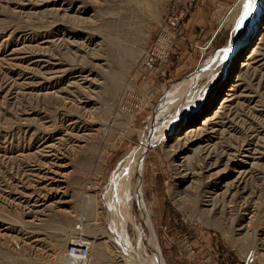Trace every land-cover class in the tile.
<instances>
[{"label":"rangeland","instance_id":"374dc122","mask_svg":"<svg viewBox=\"0 0 264 264\" xmlns=\"http://www.w3.org/2000/svg\"><path fill=\"white\" fill-rule=\"evenodd\" d=\"M239 2L0 0V264H60L81 215L88 264H136L102 231L145 131L170 133L119 181L125 247L152 264H264V16L250 56L205 97Z\"/></svg>","mask_w":264,"mask_h":264},{"label":"bare ground","instance_id":"6f19581e","mask_svg":"<svg viewBox=\"0 0 264 264\" xmlns=\"http://www.w3.org/2000/svg\"><path fill=\"white\" fill-rule=\"evenodd\" d=\"M242 1H243V3L242 2L241 3L239 2L242 5L240 7L241 9L239 11V19L237 20V22L233 26L234 27L233 34H232L233 36L231 38V39H233V43L232 44L231 43L229 44V53L227 52L228 54L226 55V57H224V58L221 59L222 62L220 61L221 63L219 64L218 67H216V68L213 67L214 70L212 72L213 73V75H212V81L208 85V86H210V89L206 85L207 88L209 89V91H208V94L205 91V93L207 94V96H205V97L208 98V97L211 96V94H214L213 95L212 102L210 103L209 106H211V104H213L217 100V96L221 93V90L220 91L219 90L216 91V88L218 87V85L221 84V81L223 82L225 80H228L231 77L232 72L235 69V66H236L237 61L239 60V58H242L244 55H246V52H247V56L246 57H249L250 56V52H251V49L250 48L252 46L253 40L255 39L256 32L258 31V29L260 27V23H261V21H263V16H264L263 15L264 14V5L263 4H260L257 7V6H255V3H254L253 0H242ZM249 4H250V9L248 7H246ZM213 64H215L214 61H213ZM227 66H229V67H227ZM231 84L233 85V83H231ZM233 88L234 87H231L229 89L230 90H233ZM231 94H232V92L229 93L227 97L230 98ZM205 97L202 96V100L203 101H204L203 98H205ZM225 101L226 100H224V102ZM199 103H200V101H199ZM183 119H184V117L182 119H180L177 123H175V125H173L172 127H169V128L167 127L168 130L170 129V131L172 130L173 132L179 131L178 129H179L180 123H181V121ZM192 131H195V129H189V130H187L186 131L187 134L189 133L190 135H188V137H183L181 139L182 140L184 139V140L187 141L189 139V137L191 136V133L190 132H192ZM169 133L170 132H168L167 135H164V132H162L160 134L159 133L157 134V133H151L150 131L149 132L148 131H145L142 134V140L139 143V145L127 157H125L123 161H121V163L119 164L118 168L116 169V171L114 173L113 179L111 180L112 181L111 182L112 183V187L114 189V193L110 196V198L112 197V201H110V202H112V205H111V208H110L111 209V212H110L111 214H109L110 221L111 222H110V226H109L108 230L107 231H102V233L103 234H106L108 237H112L115 240L116 244L118 245V247L120 248V251H121L120 252V256L125 261L128 260V259H131L132 261L136 262V264H152L147 259H144V258L142 259V257H141L142 255H140L142 253L139 251V250H141V248L140 249L138 248L139 250L135 251V249H132L131 247H125V242L128 243V240H127V235L128 234L126 232V228H124V223L126 222V220H128L130 218V213H129V208L130 207L128 206V204H126V205L123 204L122 205V204H118V202H117L118 201V198H120V197H118V194L119 193H118V190H117V187L119 186V181L121 180L120 182H122L124 185H126V184L128 185V182H129L128 180L130 179V177L132 178V176L135 173L136 169L138 167H141L143 165V159H144V155L146 154V152L148 150L152 149L157 143L162 142L165 139L164 136H166L168 138ZM193 134H194V132L192 133V135ZM177 140H178V138H177ZM185 142H183V143H185ZM181 147L177 145L176 151H178V153H180L184 149V147L183 148H181ZM185 160H187V158ZM237 174L239 175V173H237ZM238 175L235 177L236 180L238 178ZM241 178H243V177H241ZM239 180H241V179L239 178ZM234 182H237V181H233V183ZM237 186H239L238 182L236 183V185H234V187H237ZM234 187H233V189H234ZM230 188H232V187H230ZM91 196H92L91 194H89L87 192H84V197L87 199L86 201H88V202L92 201L95 196L93 195V198H90ZM123 200H122V202H123ZM84 204H87V203H84ZM93 205L96 206L95 202H93ZM121 208H123L126 212L125 211L121 212ZM116 209H118V210H116ZM84 211H85V209H84ZM86 213L87 212H84L82 214H86ZM87 216H89L88 213H87ZM84 219H85V217L83 215H81V217L79 218V221H80L79 222V226L77 224V225H75V228L78 230L76 232L78 234V232L80 230L79 227H81V229H82L81 235H83L86 238V240H87L88 239L87 238L88 235L85 234V227H86L85 224L86 223L83 222ZM116 219H117V221H116ZM122 221H123V223H122ZM6 223H9L10 224L9 225V228H11L12 230H20V229H17V227H16L17 224H12V223H17V221L8 220ZM20 226L21 227H27V228L29 227L28 224H25V222L24 223H20ZM122 228H124V229H122ZM91 237H92V235H91ZM85 242H86L87 245L90 246V255H89V258H88V262H87V264H88L89 263V259L91 257V241H88L87 240ZM138 244H139V241H138ZM66 246H65L64 250L66 249ZM116 259L118 260V257ZM131 260H130V262H131ZM60 264H62V263H60ZM153 264H158L157 263V260H154L153 261Z\"/></svg>","mask_w":264,"mask_h":264},{"label":"built area","instance_id":"2783aa9c","mask_svg":"<svg viewBox=\"0 0 264 264\" xmlns=\"http://www.w3.org/2000/svg\"><path fill=\"white\" fill-rule=\"evenodd\" d=\"M174 1L178 2L179 0H174ZM181 1H187L189 4H191L192 0H181ZM173 11L174 9L172 8L169 12L168 19L173 17L174 15ZM169 42H170V38L168 36H165V34H161L154 43L155 50L158 48L161 49V53L163 57L166 54V51L169 46ZM85 241H87L86 238L83 235H79L77 233H74V235H72L71 237L69 236V240H67V244H66L67 245L66 249L63 252L61 263L87 264L90 255V246L87 245Z\"/></svg>","mask_w":264,"mask_h":264},{"label":"snow or ice","instance_id":"6c2138e0","mask_svg":"<svg viewBox=\"0 0 264 264\" xmlns=\"http://www.w3.org/2000/svg\"><path fill=\"white\" fill-rule=\"evenodd\" d=\"M246 7H248V8L250 9V4H249V5H247ZM225 51H227V50H225Z\"/></svg>","mask_w":264,"mask_h":264}]
</instances>
